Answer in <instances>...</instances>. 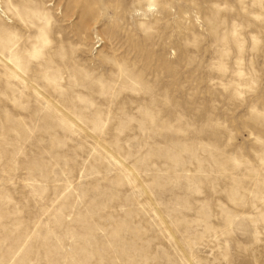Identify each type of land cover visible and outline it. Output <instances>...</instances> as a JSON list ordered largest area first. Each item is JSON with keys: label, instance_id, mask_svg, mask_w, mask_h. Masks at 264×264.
Instances as JSON below:
<instances>
[{"label": "rangeland", "instance_id": "374dc122", "mask_svg": "<svg viewBox=\"0 0 264 264\" xmlns=\"http://www.w3.org/2000/svg\"><path fill=\"white\" fill-rule=\"evenodd\" d=\"M0 264H264V0H0Z\"/></svg>", "mask_w": 264, "mask_h": 264}]
</instances>
